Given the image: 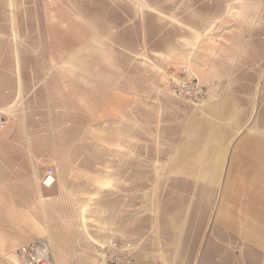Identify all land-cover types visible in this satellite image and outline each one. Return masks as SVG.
<instances>
[{"label": "crops", "instance_id": "crops-1", "mask_svg": "<svg viewBox=\"0 0 264 264\" xmlns=\"http://www.w3.org/2000/svg\"><path fill=\"white\" fill-rule=\"evenodd\" d=\"M233 1L235 45L196 61L166 49L101 54L103 65L91 54V67L49 68L52 57L24 59L20 42L0 45L8 118L0 135V264H16L18 249L41 238L57 264H95L92 253L114 239L132 242V264H264L257 191L242 239L252 248L239 255L226 247L238 236L221 201L235 130H258L243 136L244 171L264 182V43L245 44L242 35L264 27V0ZM8 22L20 30L17 15ZM168 54L188 57L197 70L176 63L170 72ZM182 65L210 89L203 106L171 92L168 78ZM49 168L56 181L46 186Z\"/></svg>", "mask_w": 264, "mask_h": 264}, {"label": "rangeland", "instance_id": "rangeland-1", "mask_svg": "<svg viewBox=\"0 0 264 264\" xmlns=\"http://www.w3.org/2000/svg\"><path fill=\"white\" fill-rule=\"evenodd\" d=\"M236 2L244 7L250 0ZM233 4V0H0V45L10 48L11 44L20 42L24 59L52 57V61L46 62L49 68H73L78 62L79 66L91 67L94 62L91 54L102 56L95 61L103 65L105 59L101 54L166 49H179L181 55L188 54L196 61L202 55L216 56V48L235 45ZM16 15L20 30L12 33L8 20ZM256 28L250 36L242 34L245 44L264 43V27ZM261 54L264 56V48ZM76 55L85 56L83 60L56 59ZM166 57V68L176 63L194 67L188 57L177 61H173L172 54ZM35 65L42 71L45 63L38 61ZM171 67L168 66L169 71ZM163 70L167 73V69ZM205 102L189 105L200 107ZM250 119L253 125L257 114H250ZM261 129L264 131L263 126ZM253 132L258 130L234 131V143L227 150L230 161L221 170L224 216L234 219L239 226H235L238 236L232 244L226 243V247L239 255L252 248V242L242 240L250 232L247 206L253 199L252 192H259L260 200L264 197V182H255L259 179L246 176L244 171L242 139L244 135L251 137ZM219 144L221 153L223 141ZM100 249L92 253L95 264H100ZM61 257L68 259L71 255ZM14 258L16 264H21L18 254Z\"/></svg>", "mask_w": 264, "mask_h": 264}, {"label": "built area", "instance_id": "built-area-1", "mask_svg": "<svg viewBox=\"0 0 264 264\" xmlns=\"http://www.w3.org/2000/svg\"><path fill=\"white\" fill-rule=\"evenodd\" d=\"M170 90L174 96L186 104L198 105L209 98L210 89L198 74L189 66L182 65L177 72L168 78ZM8 125L5 111L0 108V135ZM56 181L54 170L49 168L44 175L43 183L50 186ZM100 260L102 264H132V242L121 244L111 241L109 245L101 247ZM17 253L21 264H57L53 252L46 239L41 238L21 246Z\"/></svg>", "mask_w": 264, "mask_h": 264}]
</instances>
